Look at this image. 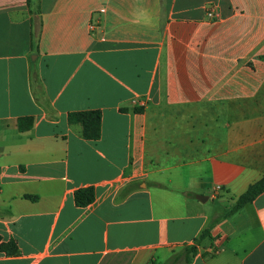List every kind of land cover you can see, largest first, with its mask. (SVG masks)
<instances>
[{
    "label": "crops",
    "instance_id": "obj_1",
    "mask_svg": "<svg viewBox=\"0 0 264 264\" xmlns=\"http://www.w3.org/2000/svg\"><path fill=\"white\" fill-rule=\"evenodd\" d=\"M263 175L264 0H0V264H264Z\"/></svg>",
    "mask_w": 264,
    "mask_h": 264
},
{
    "label": "trees",
    "instance_id": "obj_2",
    "mask_svg": "<svg viewBox=\"0 0 264 264\" xmlns=\"http://www.w3.org/2000/svg\"><path fill=\"white\" fill-rule=\"evenodd\" d=\"M29 0H27V3ZM135 110H140L139 107H135ZM67 121L70 123H79L81 125L82 137L89 140H95L100 136V118L101 113L98 109L77 110L67 113ZM24 121H28L26 124H22ZM31 124L30 117H20L17 120V127L19 130L27 128ZM264 190V175L257 181L248 185L246 190L235 198L232 207L228 210L231 213L241 207L244 203L255 198L259 193ZM74 202L78 206H85L94 200V188L92 186H85L77 188L74 193ZM207 234V229H203L199 234L198 240ZM7 245H12L13 253L17 252L16 246L13 242L8 244H1L0 248L6 249ZM196 253V247L194 244H184L180 250L173 252L166 260L160 264H187L190 262L194 254Z\"/></svg>",
    "mask_w": 264,
    "mask_h": 264
},
{
    "label": "built area",
    "instance_id": "obj_3",
    "mask_svg": "<svg viewBox=\"0 0 264 264\" xmlns=\"http://www.w3.org/2000/svg\"><path fill=\"white\" fill-rule=\"evenodd\" d=\"M206 13H207V15L209 16V17H215L216 15H217V13H216V10H215V7L213 6V5H210L208 8H207V11H206ZM134 101V100H133ZM136 102H140L139 100H135ZM141 104H143V103H141ZM217 188H219V187H217Z\"/></svg>",
    "mask_w": 264,
    "mask_h": 264
},
{
    "label": "rangeland",
    "instance_id": "obj_4",
    "mask_svg": "<svg viewBox=\"0 0 264 264\" xmlns=\"http://www.w3.org/2000/svg\"><path fill=\"white\" fill-rule=\"evenodd\" d=\"M36 41V31L35 29L32 30V43H35Z\"/></svg>",
    "mask_w": 264,
    "mask_h": 264
},
{
    "label": "water",
    "instance_id": "obj_5",
    "mask_svg": "<svg viewBox=\"0 0 264 264\" xmlns=\"http://www.w3.org/2000/svg\"><path fill=\"white\" fill-rule=\"evenodd\" d=\"M202 196H200V198H201Z\"/></svg>",
    "mask_w": 264,
    "mask_h": 264
}]
</instances>
